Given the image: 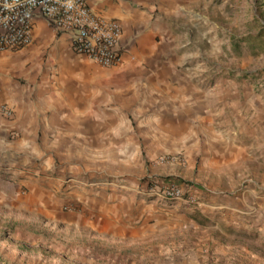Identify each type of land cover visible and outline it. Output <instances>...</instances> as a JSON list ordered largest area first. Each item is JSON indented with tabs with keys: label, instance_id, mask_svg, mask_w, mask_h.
<instances>
[{
	"label": "crops",
	"instance_id": "1",
	"mask_svg": "<svg viewBox=\"0 0 264 264\" xmlns=\"http://www.w3.org/2000/svg\"><path fill=\"white\" fill-rule=\"evenodd\" d=\"M205 1L87 0L94 13L116 19L122 27L128 53L122 64L109 69L76 55L63 35L59 39L67 49L60 52V61L71 71L60 77L30 73L15 58L0 55V103L11 113L9 117L0 114V203L28 211L42 206L51 219L63 217L67 224L70 213L55 206L63 196L78 207L75 220L100 237L125 232L122 215L137 224L154 220L151 226L140 223L130 229L140 234L180 230L182 215L174 211L158 213L132 194L85 187L108 186L97 183L103 181L101 168L93 169L87 179L79 172L74 176L77 181L63 185L64 174L78 172L70 168L83 172L78 163L84 160L79 153L85 144L96 143L98 148L104 143L99 139L107 137L115 139L111 145L116 147L117 138H124L120 143L124 152L132 138L147 137L152 153L180 155L186 167L197 163L225 178L221 185L232 186L227 191L219 183H210L213 186L201 195L199 209L210 222L219 219V225L210 223L209 228L221 233L227 226L228 233L237 232L242 239L252 233L250 241L236 244H219L211 236L204 249L199 244L173 243L170 252L174 256H162L160 264H264V88L258 91L259 82L248 78L249 86L237 85L247 90L240 108L229 111L225 96L226 113L213 110L211 93L191 76L202 68L198 59L207 56L205 44L210 45L213 38L204 14ZM50 32L55 34L43 20L35 21L31 44L45 42ZM20 75L27 81H18L15 77ZM224 92L240 97L237 89ZM61 155L62 161L72 159L76 166H61L57 178L37 176L38 171L52 170ZM115 181L119 189L128 185L123 179ZM17 186L26 193L16 192ZM184 221L196 226L193 220ZM161 251L165 254L163 247Z\"/></svg>",
	"mask_w": 264,
	"mask_h": 264
},
{
	"label": "rangeland",
	"instance_id": "2",
	"mask_svg": "<svg viewBox=\"0 0 264 264\" xmlns=\"http://www.w3.org/2000/svg\"><path fill=\"white\" fill-rule=\"evenodd\" d=\"M204 14L211 23V28L208 27V29L212 30L213 38L210 45L205 44L207 56L203 54L198 59L202 68L191 76L201 88L206 87V91L211 93L213 110L216 113L221 111L224 114L226 110L222 107V99L225 96L228 97L229 111H235L241 107V101L247 90L244 86H237L238 84L249 86L248 78H250L259 82L258 91L264 88V0H206ZM59 36L50 32L45 42H36L24 47L26 49L24 52H19L20 49L2 52L0 55L15 58L30 73L35 71L37 74L51 79L60 77L71 70L67 69V66L60 61V52H64L67 47L65 42L59 39ZM67 52L72 57H76L73 52V54L70 51ZM2 62L1 64H3ZM0 68L3 69L1 66ZM15 78L20 82L27 81L24 75ZM226 88L231 89V92H235L237 89L240 92V97L229 92L225 95L224 89ZM228 114L230 115V113ZM135 124L133 123V125ZM99 140L104 143L98 148H96V143L84 145L83 153H79L84 160L78 163L79 167H83V172L80 171L81 168L78 170L70 168L73 172H78L70 171L64 174L63 183L65 184L63 185L70 184V180L77 181V177L74 176H77L79 172L82 177L87 179L92 175L93 169L101 168L100 178L103 181L97 183L108 184V186L86 185L85 187L116 191L117 194L128 196L132 194L130 197L140 199L133 191L147 177L177 179L192 187L199 203L198 206H189L184 203L168 206L148 201H144V203L153 205L152 209L158 213L167 214L170 213L169 211H174L177 215H182V219L179 220L182 223L181 229L166 231L162 235L156 230L140 234L138 231H130V229L141 224V226H151L154 220L151 219L148 223L140 220L141 224H137L130 221L132 218L129 215H122L121 222L124 224L125 232L112 233L110 237L105 235L100 237V235L94 234L96 233L94 230L90 233L83 224L80 225L75 220L77 215L73 213H76L78 207L71 200H65L66 198L63 196L58 197L59 200L55 206L62 212H69L72 216L66 220L67 224L63 223L65 222L63 217L55 216L51 219L46 215L42 206L40 208L38 206L37 211L36 209L28 211L0 203V264H140L142 261H147L146 264H160L162 256L171 258L174 256L173 252H170L173 243L177 245L185 242L184 245L187 247L199 244L204 249L206 245L204 243H208L207 240L211 236L219 244L228 242L236 244L243 240H251L249 237L252 233L245 234L248 238L242 239L238 237L237 232H234L236 234L228 233L227 226L221 229L224 234L216 228H209L210 223L219 225V219L210 222V219L207 218L208 214L199 209L200 203H202L201 195L203 196L213 186L210 183H219L217 186L221 189L230 191L232 186L230 187L226 183L221 185V181L226 182L225 178L214 175L206 168L198 167L197 163L186 167L187 164L180 155L152 153L151 150L154 149L150 147L151 139L147 137L132 138L131 146L124 152H122L124 148L120 145L126 140L124 138H117L116 147L111 145L115 139L105 137ZM153 141L156 144V140L153 139ZM63 157L64 155H61L59 160H54L52 170L38 171L37 176L57 178L60 176L61 166L66 164L67 166L68 164L76 166L73 165L75 161L72 159L68 162L64 159L62 161ZM113 172L117 173L116 176L111 175ZM251 172L249 169L248 173ZM116 178L123 179L128 185L119 189L117 187L119 184L115 181ZM247 182L245 181L243 185H246ZM115 187L116 190L113 189ZM237 188V184L234 183L233 189ZM15 189L16 192L26 193V189L22 186H17ZM187 219L193 220V224L196 226L193 227L188 221H184ZM261 226L264 231L263 221H261ZM232 229L244 232L243 229L234 227ZM140 238L144 240L142 241ZM161 247L165 249V254H160L162 253ZM183 251L178 250V252ZM139 256H143L144 259L141 260Z\"/></svg>",
	"mask_w": 264,
	"mask_h": 264
},
{
	"label": "built area",
	"instance_id": "3",
	"mask_svg": "<svg viewBox=\"0 0 264 264\" xmlns=\"http://www.w3.org/2000/svg\"><path fill=\"white\" fill-rule=\"evenodd\" d=\"M39 19L65 36L76 55L101 67L119 66L128 53L119 21L94 13L87 0H0V52L29 46ZM0 114L11 115L2 103ZM133 193L157 205H199L192 187L174 178L147 177Z\"/></svg>",
	"mask_w": 264,
	"mask_h": 264
}]
</instances>
